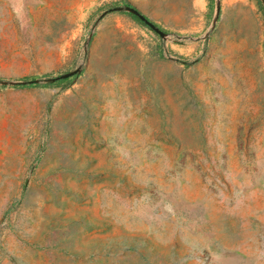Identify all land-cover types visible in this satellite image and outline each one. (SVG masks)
Here are the masks:
<instances>
[{"label": "rangeland", "instance_id": "obj_1", "mask_svg": "<svg viewBox=\"0 0 264 264\" xmlns=\"http://www.w3.org/2000/svg\"><path fill=\"white\" fill-rule=\"evenodd\" d=\"M0 264H264L262 0H0Z\"/></svg>", "mask_w": 264, "mask_h": 264}, {"label": "water", "instance_id": "obj_2", "mask_svg": "<svg viewBox=\"0 0 264 264\" xmlns=\"http://www.w3.org/2000/svg\"><path fill=\"white\" fill-rule=\"evenodd\" d=\"M263 1V4H264V0H262ZM137 16L147 25V26H150V27H152L153 29H154V31L156 32V33H162L157 27H155L152 23H150L143 15H141V14H138L137 13Z\"/></svg>", "mask_w": 264, "mask_h": 264}, {"label": "trees", "instance_id": "obj_3", "mask_svg": "<svg viewBox=\"0 0 264 264\" xmlns=\"http://www.w3.org/2000/svg\"><path fill=\"white\" fill-rule=\"evenodd\" d=\"M136 19H138L137 17H135ZM143 26H145V27H147L148 28V26L143 22V21H141V20H138ZM155 35H157V34H155ZM156 49H159L160 51L162 50V47H161V43L159 42L157 45H156Z\"/></svg>", "mask_w": 264, "mask_h": 264}]
</instances>
